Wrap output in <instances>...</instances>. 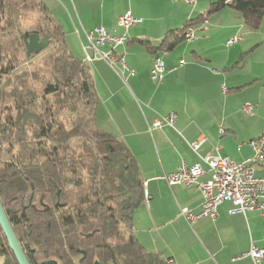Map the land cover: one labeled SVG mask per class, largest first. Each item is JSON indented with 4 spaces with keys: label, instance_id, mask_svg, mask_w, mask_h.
Listing matches in <instances>:
<instances>
[{
    "label": "crops",
    "instance_id": "1",
    "mask_svg": "<svg viewBox=\"0 0 264 264\" xmlns=\"http://www.w3.org/2000/svg\"><path fill=\"white\" fill-rule=\"evenodd\" d=\"M40 1L61 26L66 50L79 60L84 56L83 29L100 25L111 34L126 35L114 51L124 55L134 75L121 77L100 59L86 65L97 98L95 124L129 149L146 181L147 197L133 211L134 238L146 251L171 258L170 264H252L248 255L240 254L251 244L264 247L260 211L231 213V202L224 201L217 206L216 218L205 216L189 224L179 211L187 207L197 212L200 191L169 185L158 176L175 171L181 162L194 164L207 153L236 162L251 156L248 140L264 131V13L260 27L250 30L230 5L210 12L211 3L220 0H196L194 5L185 0ZM126 11L141 22L124 31L117 17ZM196 18L192 25L199 37L193 41L183 39L171 50L156 53L140 42L157 45L166 33ZM233 35L240 40L227 46ZM156 57L164 65L159 82L150 76ZM245 91L249 94L240 99ZM246 104L252 105L251 112L243 110ZM171 111L177 115L173 126L149 129ZM199 138L195 152L189 143ZM255 173L264 176V167ZM209 177L206 172L200 180Z\"/></svg>",
    "mask_w": 264,
    "mask_h": 264
},
{
    "label": "trees",
    "instance_id": "2",
    "mask_svg": "<svg viewBox=\"0 0 264 264\" xmlns=\"http://www.w3.org/2000/svg\"><path fill=\"white\" fill-rule=\"evenodd\" d=\"M225 4L246 28L260 27L264 0H220L209 11ZM30 10L42 21L33 31L49 35L54 45L47 74L20 69L33 55L25 54L22 34L29 32L21 29ZM183 39L179 28L157 45L140 42L156 53ZM96 102L88 66L66 50L46 5L0 0V201L28 261L170 264L131 234L133 211L144 200L139 167L122 142L95 124ZM77 248L86 252L81 263ZM0 258V264H18L1 227Z\"/></svg>",
    "mask_w": 264,
    "mask_h": 264
},
{
    "label": "built area",
    "instance_id": "3",
    "mask_svg": "<svg viewBox=\"0 0 264 264\" xmlns=\"http://www.w3.org/2000/svg\"><path fill=\"white\" fill-rule=\"evenodd\" d=\"M185 1L190 5H194L196 2V0ZM225 2L230 3L232 0H225ZM203 21L206 22V20ZM140 22L141 18L132 15L130 11H126L117 17V25L124 31ZM180 29L184 40L193 41L199 37L193 25L182 26ZM83 35L85 41H81V48L85 63L100 59L104 60L121 77L125 73L134 75V70L125 62L124 55L114 51L117 46L125 42V33L111 34L104 27L97 25L90 29H83ZM239 40V35H233L226 40V45H234ZM105 45L108 46V49L102 50L101 48ZM163 72V62L159 57H156L150 70V76L159 82L163 77ZM252 108L250 104L243 105L244 111L251 112ZM176 117V113L171 111L156 118L149 129L162 125L173 126ZM201 142L202 138L190 142L191 149L196 152ZM247 144L252 154L240 162L232 161L217 153H207L199 156V161L194 164L188 165L181 162L175 171L158 176L169 185L194 186L200 191L202 201L197 212H193L187 207L180 208V215L189 224L205 216L212 219L216 218L217 206L224 201L231 202L232 208L229 210L231 213L241 212L245 214L248 211L258 210L264 215V176H257L255 173L257 167H264V131L257 137L248 140ZM206 172L210 174L209 179L200 180V176ZM142 186L144 198H146V181H142ZM245 255L251 258L252 264H262L264 262V247L251 244L248 251L240 254V256ZM167 261L172 263L171 258Z\"/></svg>",
    "mask_w": 264,
    "mask_h": 264
},
{
    "label": "water",
    "instance_id": "4",
    "mask_svg": "<svg viewBox=\"0 0 264 264\" xmlns=\"http://www.w3.org/2000/svg\"><path fill=\"white\" fill-rule=\"evenodd\" d=\"M22 40L25 46L26 56L31 54L38 53L42 49L46 48L49 45L50 37L47 34L40 35L39 33L32 31L26 35L22 34ZM0 227L4 233V236L7 240L9 248L12 250L18 264H30L27 259V256L14 232V229L6 215V212L0 201ZM40 264H57L53 259L46 260Z\"/></svg>",
    "mask_w": 264,
    "mask_h": 264
},
{
    "label": "rangeland",
    "instance_id": "5",
    "mask_svg": "<svg viewBox=\"0 0 264 264\" xmlns=\"http://www.w3.org/2000/svg\"><path fill=\"white\" fill-rule=\"evenodd\" d=\"M42 21L36 10H30L27 15L21 20V29L23 32L31 33L36 27L40 26ZM53 44L50 43L46 48L42 49L38 53H34L20 69H25L29 72H37L40 74H47L51 70V56L53 52ZM38 87V85H36ZM249 91H245L240 94V99ZM260 173L257 172V175ZM261 175V174H260Z\"/></svg>",
    "mask_w": 264,
    "mask_h": 264
},
{
    "label": "flooded vegetation",
    "instance_id": "6",
    "mask_svg": "<svg viewBox=\"0 0 264 264\" xmlns=\"http://www.w3.org/2000/svg\"><path fill=\"white\" fill-rule=\"evenodd\" d=\"M52 185H53L54 188H56V192L55 193H56V196L58 197L59 193H60V189L57 186V184H55L54 182H52ZM59 204H61V203H59ZM47 209H48V207L45 208V210H47ZM92 234H93L92 232H90L89 234L81 233V237H88V236H91ZM76 253H78V256H76V260L78 261V263L83 262L84 258L86 257L85 250L77 248ZM92 264H99V262L98 261H94Z\"/></svg>",
    "mask_w": 264,
    "mask_h": 264
}]
</instances>
